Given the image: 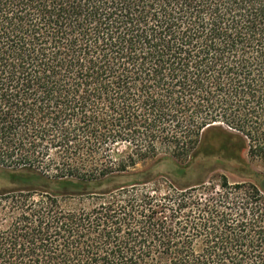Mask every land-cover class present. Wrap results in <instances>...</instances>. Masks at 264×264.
I'll use <instances>...</instances> for the list:
<instances>
[{
    "label": "trees",
    "instance_id": "obj_1",
    "mask_svg": "<svg viewBox=\"0 0 264 264\" xmlns=\"http://www.w3.org/2000/svg\"><path fill=\"white\" fill-rule=\"evenodd\" d=\"M245 148L264 0H0V264H264Z\"/></svg>",
    "mask_w": 264,
    "mask_h": 264
},
{
    "label": "rangeland",
    "instance_id": "obj_2",
    "mask_svg": "<svg viewBox=\"0 0 264 264\" xmlns=\"http://www.w3.org/2000/svg\"><path fill=\"white\" fill-rule=\"evenodd\" d=\"M216 140H217V136H212L211 134L207 135L205 138V142L208 144H215ZM122 148H124V147H122ZM168 155L169 154L166 153L165 150H161L158 157H166ZM242 157L246 160V162H248L250 164V166L253 169L257 170L258 172L264 173V162L259 158H251L248 154L247 148H245L243 150ZM155 161H156V158H147L146 160L139 163L137 169H139V170L145 169V168L149 167L150 165H152L153 163H155ZM209 161H210L209 163L211 165V163H213V162H212V160H209ZM211 167H213V164ZM223 173L226 174L228 176L229 180L233 183L244 182L246 180L239 174L229 172V171H226V170L221 169V168H217L216 170L211 172L209 175V178H211L212 180H216ZM162 189H164V187H162Z\"/></svg>",
    "mask_w": 264,
    "mask_h": 264
}]
</instances>
